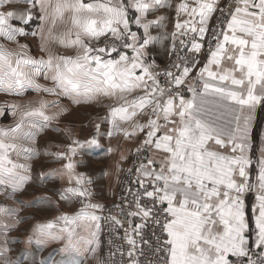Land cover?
<instances>
[{
	"label": "snow or ice",
	"instance_id": "snow-or-ice-1",
	"mask_svg": "<svg viewBox=\"0 0 264 264\" xmlns=\"http://www.w3.org/2000/svg\"><path fill=\"white\" fill-rule=\"evenodd\" d=\"M37 6L44 41L41 51L47 52L48 59L36 60L0 44V90L19 94L32 87L69 97L76 104L100 97L114 99L117 103L109 110L112 130L108 136L113 131L126 139L144 134L136 152L149 155L135 169L137 188L129 189L131 201L124 198L115 206L124 219L108 218L116 238L127 245L126 251L123 245L115 246L110 253L112 264H264V148L255 183L249 175L253 161L248 154L254 114L258 106H264V0H180L168 50L170 56L176 54L178 62L171 65L175 71L163 73L166 86H161L154 62L147 63L146 57L150 45L169 39L168 35L151 34L153 28L165 27L164 16L148 19L151 13L168 7V0H0V37L16 41L26 35L24 26ZM181 14L186 18L179 19ZM214 16L217 23L213 27ZM66 22L71 27L57 36V25ZM109 36L119 47L115 43L92 47L83 39L99 41ZM177 40L191 57L178 54ZM205 41L206 60L198 67ZM51 42L79 51L74 57L56 55L46 47ZM120 48L130 49L131 55ZM113 53L118 58H112ZM40 75L51 80L53 87L38 84ZM185 91L191 93L190 98ZM208 96L215 99L209 102ZM209 103L211 107L206 106ZM49 106L41 101L39 107L22 111L14 128L0 130V186L11 189L9 196L30 179L21 174L28 173L29 166L15 163L9 153L22 151L29 159L35 155L32 148L16 141L35 143L36 135L61 114H48L45 109ZM225 112L231 119L221 123ZM140 115L147 117L144 123L135 122L131 129L121 126ZM99 127L97 124V131ZM93 146H99L95 137L74 140L67 152L55 154L68 161L62 174L61 170L40 174L41 184L49 177L66 175L68 186L55 195L64 202L75 200L83 205L75 215L57 218L63 221L58 232L53 231L56 225L52 222L38 224L25 241L31 245L35 239L41 246L60 241L62 247L57 251L62 259L52 264H84V258L99 247L103 218L96 210H103V205L85 203L93 195L86 187L92 181L76 172L77 162L72 160L78 149ZM253 191L255 240L250 244L245 194ZM37 201L46 202L47 197H37ZM0 215L14 221L4 223L0 231V264H36L35 259L29 261L27 249L15 260L8 259L12 249L7 233L22 218L6 207H0ZM78 229L86 230L88 238ZM117 254L121 257L118 262L114 259ZM49 260L51 254L40 264H49Z\"/></svg>",
	"mask_w": 264,
	"mask_h": 264
},
{
	"label": "crops",
	"instance_id": "crops-1",
	"mask_svg": "<svg viewBox=\"0 0 264 264\" xmlns=\"http://www.w3.org/2000/svg\"><path fill=\"white\" fill-rule=\"evenodd\" d=\"M178 3H180V0H168V5H169L168 7L158 9L156 12L151 13L148 16V19H155L157 16L165 17V20L163 22L165 27L153 28L151 30V34L154 36H161V37L168 35L169 39L167 40L162 39L160 43L150 45L148 48V55L146 57V60L152 62L154 60L151 58L154 59L158 58L159 60L161 59L165 60L168 57L169 55L168 49L171 46L170 33L174 30V24L176 23L177 20L176 6ZM173 13H174V17H176L175 22L173 18H171V15ZM185 18L186 17L184 16V14H181L179 17V19L181 20ZM32 20L34 21L35 18H33ZM33 21H30L26 26H24L25 32L27 34L24 36H18L16 38L15 43H17L18 39L30 38L34 36L32 33H36L37 31L36 29L38 26L36 22L34 24ZM37 21H39V23L41 22L40 19H38ZM13 23L15 24L16 22L13 21ZM132 30L133 31L137 30L135 24L132 25ZM140 32L142 34V30H140ZM2 40L9 43L14 42V41H7L4 38L0 37V41ZM66 48H68V51H66V53L63 54V56L74 57L77 55V52L79 51L77 47H66ZM34 59L39 60L44 58H34ZM36 82L44 87H48V88L53 87L52 81L51 80L45 81L43 75L36 77ZM11 94L15 95V97L20 96L21 98H25L26 101L28 100L34 101V103L36 99L47 102L50 105L45 109V111L48 114H53L56 112H61L62 114V112L65 111L72 112L74 109L83 105L84 106L86 105L87 107H90L95 110H99L100 108L102 110L105 109V115L101 117L102 120H100L99 123L93 124V125L101 124L99 127V131H97V129L95 130L89 128L88 129L89 134L86 135L84 139L79 140L83 142L95 137L99 141V146L98 147L93 146L91 148H86L83 150L78 149V154L72 157V160L77 162V167L75 169L76 172L83 173L86 179H90L92 181L91 184L86 185V187L93 193V195L91 196L90 201H85V203L87 202L93 203L94 199L100 196L102 197V195L103 197L108 198L110 201H113L115 198L118 181L124 172L123 170L130 161L132 157V152L140 145L141 141L144 139V134L139 132L131 139H126L122 133L115 131H113V135L111 137L108 136V132L112 130V125L109 123V120L111 119L109 115V110L111 106L116 105L117 103L116 100L107 97H100L99 99L89 103L81 102L79 104H76L73 103L72 99L69 97L62 95H50L43 91H37L32 87H25L24 89L20 90L19 94H17L16 91L11 92ZM138 94H142V93H138ZM184 95L186 98L191 97V95H189V92L187 91H185ZM206 99L209 102H211L215 98L208 96L206 97ZM26 101H24L23 99L20 100V102H26ZM63 101H65L66 104L59 105V103ZM206 106L211 107L212 105L211 103H209ZM220 111L224 112V109H220ZM146 118L147 117L145 115H140L136 117L135 121L129 123H121V126L123 128L131 129L133 123L135 122L144 123ZM25 119L27 120L28 118ZM230 119L231 117L227 115V113L225 112L224 118L220 122L226 123V121ZM14 127L15 126H13V128ZM10 129H5V130H10ZM61 132L64 133L65 130L63 129L62 126L58 125V122L56 120H53L50 122L47 128H45L36 135L35 143H30L26 140L16 141V143L21 145L22 147L32 148L34 150L35 155H33L31 159L27 158V154L22 151L19 152V154L15 151H10L9 153L11 160L14 161L15 163L29 166L30 171L28 173L21 172V174L29 175L30 179L24 184L21 190L13 193L11 196H9V193L11 192L10 188L6 189L3 186H0V202H2L0 203V207L15 209L16 217L22 218L21 222L18 224H23L25 221L29 222L28 223L29 229L27 231L29 233L34 232L36 225L46 224L48 222L54 223L56 227L53 229V231L58 232L59 228L63 226V221H60L57 218L64 214L75 215L77 212L80 211L81 207L83 206L82 203L75 200L72 202H64L60 200L58 195H55L56 192L68 186L66 175H63V178H61V175L59 174L55 177H49L43 182V184H41V180H40L41 173H48L52 170H61V174H62L63 165L68 161L65 159L56 158L55 154L67 152V150L63 149V146L60 145L61 142L59 143L57 142L55 144L56 148L55 147L52 148V147H48L47 144L44 145L42 142H38V141H41V139L43 138L47 139L49 134L58 135ZM251 140H252L251 149L248 154L252 159L253 163L249 167V175L252 182L255 183L258 176L257 161L260 159L261 148H264V106H258L254 114V119L252 121ZM108 149H111V151L109 152ZM146 155H149V153L146 152ZM98 166L100 168L101 175L97 173ZM45 196L47 197L46 202L37 201V197H45ZM255 197H256L255 191L245 194L246 218L248 219L250 225V231L247 233V235L249 237L250 244L253 243L255 240V224L253 217V206L256 204ZM17 201H20L22 203H17ZM24 212H27V214H23ZM34 213L37 214L42 213L43 219L36 220L37 216L33 215ZM101 213L102 210H96L97 215L100 216ZM50 214H54V215L48 217V215ZM0 217L3 218V222L0 221V231H3V225L4 223H6V220L9 217L5 215H0ZM12 231L13 229L7 233L9 244L16 245L23 243V238L21 239L14 236L9 237L8 234L14 232ZM77 231L81 236L88 238L89 234L86 230L78 229ZM2 239L3 237H0V240ZM98 240H99V247L97 248V251L95 252V254H89L88 256L99 255L100 263L102 264L101 227H100ZM60 247H62V243L60 241H49L41 246L36 244L34 239L31 245L24 246V248L22 249L21 247H19V249L21 250L15 252V256L12 257L8 254V259L15 260V258L23 250L27 249L29 261L35 259L36 264H40V261L42 259L48 258L49 255L51 254V260H49V264H52L53 260L59 261L60 259H62L61 254H59L57 251ZM88 256L84 258V263L86 262Z\"/></svg>",
	"mask_w": 264,
	"mask_h": 264
},
{
	"label": "rangeland",
	"instance_id": "rangeland-1",
	"mask_svg": "<svg viewBox=\"0 0 264 264\" xmlns=\"http://www.w3.org/2000/svg\"><path fill=\"white\" fill-rule=\"evenodd\" d=\"M85 2L86 3L92 2V0H85ZM40 15H41V13H40L39 6H38L35 9H33V18H35V20L34 21L31 20L34 22V24L36 22V24L38 26L36 29L37 30L36 35H34L33 37H30V38L18 39L17 43H15L16 41L9 43V42L2 40V41H0V44H2L6 49H8L14 53L22 52L24 55L31 57L33 59L34 58L48 59L47 52L41 51V44L44 43V41L41 40V36L39 34L41 26H42V23H41L42 21L39 23V21H37V20L39 19ZM171 18H173V20L175 22L176 17H174V13L171 15ZM173 20H172V22H173ZM70 27H71L70 23H67V22L63 23V24H58L56 29H55V34L57 36H60L61 34L66 33ZM64 39L67 40L68 37L64 36ZM83 39H85L86 42L92 47H93V44L97 43L96 40L89 41L88 39H86V37ZM102 39H103V37L100 38L99 41H101ZM20 45H24L26 47L21 49ZM46 47L52 53H54L56 55H60V56H63V54H65L66 51H68V48H66L65 46H62L58 42L47 43ZM126 53L128 55H131V50L128 49V51H126ZM149 58H151V57H149ZM169 58H170V55H168V57L166 58L167 60L166 59L165 60H163V59L159 60L158 58H155V59L151 58L154 61H152V62L149 61V64H152L154 62V67H159V66L163 65L165 62H167L169 60ZM30 97H33V96H30ZM22 99L24 101H26L25 98H21L20 96L15 97V95L11 94L10 92L0 90V130L13 128V126H15V124L18 122L21 112L24 111L25 109L40 106L41 101L39 99L38 100L36 99L35 103H34V101H31V100H28L26 102H20V100H22ZM61 104L62 105L66 104V102L63 101V102L59 103V105H61ZM14 106H19V107H14ZM103 115H105V109L102 110L100 108L99 110H95V109H92L90 107H87L86 105L80 106V107L74 109L72 112H68V111L62 112V114H60L59 117L55 120L58 122L59 126L63 127L65 132L64 133L61 132L58 135H54V134L50 135L49 134L47 139L43 138V139H41V141H38V142H42L44 145L47 144L48 147H52V148L55 147V144L57 142L58 143L61 142L60 145L63 146V149L68 150V146L72 145V142L74 140L79 141L81 139H84V137H86V135L89 134V131H88L89 128L96 130L97 129L96 125H93V124L99 123L100 120H102L101 117ZM97 173L99 175H101L99 166L97 169ZM109 201L110 200L108 198H105L102 195V197L100 196V197L94 199L93 203H98V204H101L103 206L104 205L107 206L111 202V201L110 202ZM0 203H2V202H0ZM23 214H27V212H24ZM33 215L37 216L36 220L43 219L42 213H39V214L34 213ZM53 215L54 214H50V215H48V217H51ZM0 221L3 222V218L0 217ZM6 223H14V221L11 220V218H8L6 220ZM28 223H29L28 221H25L23 224H15V226L13 228L14 232L12 231L13 233L8 234L9 237L14 236V237H18L21 239L23 238V243H21V244H16V245L9 244L8 245L12 249L11 253H9L10 256H12V257L15 256V252H17L18 250H21L22 248H24V246H27V244L24 242L27 240V238L30 235H33L32 232H30V233L27 232L29 229ZM19 247H21V249H19ZM84 264H101L99 255L98 256H96V255L95 256L94 255L88 256V258Z\"/></svg>",
	"mask_w": 264,
	"mask_h": 264
},
{
	"label": "built area",
	"instance_id": "built-area-1",
	"mask_svg": "<svg viewBox=\"0 0 264 264\" xmlns=\"http://www.w3.org/2000/svg\"><path fill=\"white\" fill-rule=\"evenodd\" d=\"M216 15H219V13H217ZM216 23H217V21H216V18L214 16L212 18V21L210 22V25L214 27L216 25ZM180 39L188 40V39H190V36L189 37H180ZM113 43L117 44V46L119 47V42L114 41L110 37H108L107 39L103 38L101 41H97V43L93 44V47H104L106 44L111 45ZM176 47L178 50V54L180 56H183L185 58H189L193 55L192 53H189L187 51V47L181 48V45L179 44V40H177ZM120 50L124 51V52L128 51V49H123V48H120ZM206 56H207V41H205L204 51L198 57L200 59V62H201L200 65H198V67L203 65V63L206 60ZM112 58H118V57H116V54L113 53ZM146 61H147V63H149L148 60H146ZM176 62H178L177 56H176V54H173L170 56L169 60L167 62H165L163 65L153 68L154 72L160 74L158 76V79L160 81L161 86L167 85V80H166V77L163 75V73L165 71H168V70L175 71L174 68H171V65L173 63H176ZM193 75H194V73H193ZM189 95H191V93H189ZM136 149L132 152V157H131L130 161L128 162L127 166L125 167V169L123 170L124 172L118 181L117 190H116L114 200L111 201L110 204L105 206L104 209L102 210V213L100 214V216L103 218L100 221L101 235H102V249H101V251H102V264H112L113 257L110 256V253L115 250L116 245H123L125 251L127 250V245L124 243V241L116 238L117 234H116V232H114L112 230V227L109 223L108 218L110 216L116 215V216H119L121 220L124 219V216L120 213V211L115 206L117 204H120L124 200V198H127V201H131L132 196L129 195V189H131L132 191H135L137 188V185L135 183H133V181H135L136 177H137L135 169L137 167H139L140 163L143 161V158L147 155H146V152H141L138 154L136 152ZM129 170H131V172ZM127 210L128 209L125 208V211H127ZM119 235L123 236V230L119 231ZM114 259L118 262V261H120L121 257L119 256V254H117L114 257ZM125 260H126V256H125Z\"/></svg>",
	"mask_w": 264,
	"mask_h": 264
}]
</instances>
